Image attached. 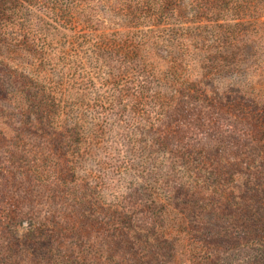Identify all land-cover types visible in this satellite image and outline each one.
<instances>
[{
    "label": "rangeland",
    "instance_id": "obj_1",
    "mask_svg": "<svg viewBox=\"0 0 264 264\" xmlns=\"http://www.w3.org/2000/svg\"><path fill=\"white\" fill-rule=\"evenodd\" d=\"M4 2L16 5L13 0H0V82L15 84L13 93L30 89L29 80L39 82L38 74L50 68L45 65V53L22 40V35H39L40 31L53 40L60 38L62 43L54 46L58 50L67 49L72 36L82 32L78 25L57 31L56 23L38 12L17 30L6 29L2 23L6 18L1 14ZM136 2L126 13L129 24L139 14ZM171 2L175 4L159 16L154 28L139 30L152 29V35L159 37L178 34L191 38L188 48L201 52L204 64L199 74L203 77L192 79L195 86L178 98L181 109L169 106V114L165 107L167 117L164 111L160 116L153 105L144 106L129 96L112 105L102 99L108 93L101 85L90 86V100L79 111L87 121L81 135L71 131L78 114L70 112L65 117L69 123L62 126L58 124L64 115L52 109L53 126L42 128V146L51 138L47 128L59 130L81 148L85 141L87 144L83 157L74 161L76 179L69 180L59 195L46 187V176L32 182L27 175L31 170L39 175L47 172L44 164L39 167L35 161L39 150L33 138L23 139L30 133L18 136L8 130L14 125L7 120H16L14 116L7 114L0 121V132L4 129L0 137V264H7L5 256H12L9 250L18 246L15 240H30L28 234L36 230L48 236L49 250L29 251V263L22 260L19 264H123L135 258L148 264H264V0ZM109 72L103 70L102 77L112 85L122 84L123 77L115 67L111 75ZM201 81L204 84H198ZM44 103L48 105L45 95ZM6 106L13 107L12 95L7 100L0 95V116ZM175 107L178 113L184 107L194 114L183 128L190 149L166 157L158 151L166 135L177 132ZM194 118L197 127L192 124ZM243 119L261 130L259 142L225 137L233 130L244 135ZM239 144H244L245 151H239ZM196 146L197 155L192 152ZM14 153L22 156L19 174L13 173L10 161L3 157ZM154 163L164 184L159 176L144 178L140 174ZM15 182L24 186H15ZM8 200L16 201L33 223L18 219L3 224L4 213L13 215L5 203ZM153 210L154 214H147ZM172 210L177 212L176 222L167 231L168 243H162L159 250L151 245L156 240L131 239L130 234L114 238L119 225L128 222L142 228ZM116 220L121 223L114 224ZM27 256L23 254V258Z\"/></svg>",
    "mask_w": 264,
    "mask_h": 264
},
{
    "label": "trees",
    "instance_id": "obj_2",
    "mask_svg": "<svg viewBox=\"0 0 264 264\" xmlns=\"http://www.w3.org/2000/svg\"><path fill=\"white\" fill-rule=\"evenodd\" d=\"M91 1L94 0H13L16 5L4 2L1 8V14L6 18L2 22L5 23L4 27L6 29L7 27L12 28L13 31L17 30L24 20L31 19L37 12L45 14L44 16L52 20L51 22H55L57 31H60V29L68 31L74 25L81 27L80 32L82 34L73 35L74 38L72 36L70 42H68L67 49L55 50L56 43H62L59 40L60 38L53 40L44 35V32L37 31L40 36L37 34L22 35V40L32 42L45 53L47 57L45 65L50 68L47 70L42 69L44 72L38 74L39 82L35 79L33 81L29 80L27 85L31 87L28 90L21 89L11 93V88L15 84H11L12 82L9 84L8 81V83L0 82V95L6 100L9 96H13V107L6 106V111L0 116V121L5 119L7 114L8 116H14L16 120L13 118L7 120L12 123L11 125H14L13 128L9 126L8 130L17 133L18 136L30 133V136L23 139L33 138L34 147L39 150V157L35 161L40 164L39 167L44 164L47 172L44 175H39L36 172L37 170H31L27 175L32 182L33 179L36 181L46 176V187L56 193L55 195H59L66 189L69 180L76 179L78 172L74 164L83 157L87 144L85 141V147L81 148L79 142L71 141L67 135H61L59 130L56 132L54 128H47L46 132L49 133L51 138L48 143L42 146V128L47 124L53 126V119L50 117L52 109L58 112L61 111L64 115V118H61L58 124L62 126L69 123L65 120V117L70 112L78 114L76 124L71 128V131L74 134L81 135L84 126L87 127V121L84 122L83 114H80L79 111H82L83 107L86 106L85 103L90 100L89 90L92 89L90 86L97 87V85H101L106 88L108 93L102 99L112 103V105L119 98L129 96L134 102H143L144 106L153 105L159 111L158 115L160 116L163 115L164 111V115L167 117L168 112L165 109L167 108L169 114L172 111L169 106L177 105L181 109L178 101L180 99L178 98L189 91L190 86H195L192 84V79L203 77L202 74H199L202 69L200 66L204 64L200 55L201 52L192 51L188 48V40L191 38H185L178 34L159 37L152 35V29L139 30V28L146 27L154 28L159 16L163 15L169 6L175 4L171 2L174 0H96L95 5H92ZM135 1H137L135 11L139 14L129 24L126 13ZM129 25H133L135 28H130L132 26ZM120 28L130 29V31H116ZM110 30L114 31L109 32ZM204 56L205 53H203ZM114 63L116 64L114 65ZM114 67L123 77L122 84L118 86L112 85L109 79L102 77L103 70H109V75H111ZM21 77L22 80H27L23 76ZM48 77L50 81L45 82ZM198 84H204V82L201 81ZM43 94L48 99V105L44 103ZM176 101H178L177 104ZM87 107L92 109L90 105ZM177 107L173 108L174 113H176L173 120L177 132L166 135L162 148L158 151L166 157H171L170 153L172 152H175L174 155H179L186 153V150L188 152L190 149L189 143H186V134H184L183 128L192 120L189 116L193 112H190L189 109H187L189 111L187 112L183 107V112L178 113L179 110L176 112ZM93 120L95 127H98L96 118H93ZM240 122L244 128V135H240L237 130H233L229 131V136L225 135L227 139L237 141L239 138L246 137L250 142L251 140L259 142L262 139L261 130L256 126V128L253 127L249 120L243 119ZM192 124L198 126L196 118H194ZM3 133L4 129L0 132V137L3 136ZM54 135H56L55 138ZM243 146L244 144H239V151H245ZM41 147L46 148L43 149L45 152H42ZM196 148L197 146L192 152L197 155L198 150ZM3 157L10 161L14 174L21 172L19 166L22 156L14 153ZM155 168H158V166L154 163L153 167L148 169L144 167L140 174L144 178L151 175H153L152 178L159 176L161 177V183L164 184L161 171ZM12 179L13 181L16 180L14 175ZM14 185L24 186L22 183L16 182ZM169 188L172 187L169 186ZM5 203L11 206L13 215L11 217L8 213H4L1 217L3 224L7 225L8 221L15 222L18 219H21L22 222L33 223L31 215L24 213L15 204L16 201L12 203L8 200ZM151 208L149 207V209ZM154 212L155 210L147 211V214L151 215ZM176 213L174 210L164 211V216L161 214L157 220L151 221L142 228L135 227L128 222L122 226L119 225L121 222L116 220L114 224L119 225L120 231L113 237L120 238L121 235L130 234L129 238L131 239L156 240L151 245L154 244L156 249L159 250L162 243H168L169 241L166 240V234L176 222ZM182 222H184V219H182ZM132 233L134 234L132 235ZM77 236L79 237V235ZM28 237L30 240H15L18 246L13 251L9 250L12 256H5L7 264L15 261H18L17 264H19L22 260L29 263V251L32 253L33 251L44 252L47 248L49 250V240L45 233L42 234L37 230L31 231ZM169 237L171 236L169 235ZM23 243H25V247H22ZM114 246L117 247L118 242ZM218 249L219 244L216 246V250ZM24 253L28 255L25 258H23ZM148 262L143 258H135L128 260V262L123 261V264H148ZM158 264L162 263L159 261Z\"/></svg>",
    "mask_w": 264,
    "mask_h": 264
}]
</instances>
